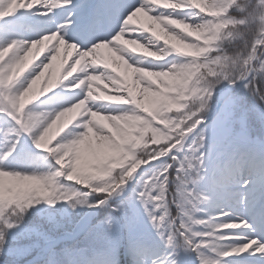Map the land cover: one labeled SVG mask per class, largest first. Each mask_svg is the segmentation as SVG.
Returning <instances> with one entry per match:
<instances>
[{
	"label": "clouds",
	"instance_id": "clouds-1",
	"mask_svg": "<svg viewBox=\"0 0 264 264\" xmlns=\"http://www.w3.org/2000/svg\"><path fill=\"white\" fill-rule=\"evenodd\" d=\"M39 2L35 0L36 4ZM184 2L161 0V7L153 8L151 0H131L134 6L124 16L119 30L107 39H98L91 47L70 42L71 26L35 39L13 36L0 45V63L10 66L17 76L13 88L16 101L21 102V106L27 102V113L40 116L31 134L23 133L31 140L35 155L15 171H7L18 181L28 182L31 186L18 194L14 202H10L8 210L0 216V264H107L110 258L115 260V264H137V245H148L158 238L168 246L174 239L179 241L185 236L177 227L165 239L168 229L162 227L158 217L162 219L164 214L175 209V214H169L166 223L175 225L179 221V226L188 223L185 217L182 218L181 209L169 203L164 188L150 185L155 187L156 195L151 200H145L141 188L156 170L171 172L173 168L178 171L183 169L176 177L177 188L183 192L190 184L197 193L196 208L207 210L212 207L215 198L209 190L210 181L220 170L245 158L264 161V115L260 114L264 111V46H257L258 42L264 45V0H244L243 4L240 0H233L220 19L230 25L229 33L238 32L242 39L228 46L218 45L219 50L207 57L208 61H220L226 57L231 60L233 70L222 74L210 69L196 78L195 86L202 89L203 95L188 103L187 112L181 113L186 116L184 128L190 135L183 138L180 149L171 150L176 143H180L176 141L171 146H163L169 152L167 160L156 155L141 157L144 167L126 178L135 166L136 162L133 161L128 167L114 173L115 184L100 179L98 175L110 169L111 161H100L90 168L79 170L72 163L74 154L69 155V151L88 134L89 126L94 127L101 137L109 135L92 122L93 116L99 114L115 123L134 109L112 103H95L101 97L93 93L90 87H81L84 83L81 76L57 83L50 90L49 80L44 79L43 85L38 88L56 52L54 46L35 67L29 68L38 56V50L34 54L33 49L49 36L60 32L63 33L61 39L77 49L70 69L80 59L81 53L107 45L117 49L127 67L138 74L137 79H141L140 74L183 78L190 65L178 58L181 54L174 53L167 41L156 51H151L149 45L153 39H158L151 30L150 34L143 36V40L125 38L127 48L121 47L119 41L124 25L141 11L148 12L152 19L164 25L168 33L177 36L181 33L165 23L173 15L176 23L194 31L206 27L213 19L198 7L175 14L163 10L180 8ZM66 3L67 7L64 8L70 12L74 7L73 0H66ZM39 9L33 7L31 11L36 14ZM236 9L242 11L237 13ZM39 15L47 16L46 13ZM184 39L188 37L184 36ZM141 49L161 63L149 60L138 64L137 55ZM118 81L119 77H111L113 87ZM69 93L76 95L70 96ZM60 96L64 97V102L53 104V100ZM116 96V93H112L107 99ZM245 98H250L251 103L242 104ZM230 101L234 105L233 117L223 120L226 104ZM78 109H84L83 117L75 125L64 128L50 147L44 148L43 140L54 129L63 128L69 115ZM237 112H242L246 117L243 126H237ZM5 113L8 114L7 111ZM250 114L255 117V126L249 124ZM241 139L243 143H240ZM4 163L7 165L11 162L5 158ZM172 182L170 176H164L158 183L166 185ZM134 184L135 189L132 188ZM130 189L137 193L135 198L130 194ZM2 199L0 196V201ZM145 207L155 214L149 217L144 212ZM232 224L242 225V229L250 227L245 219L228 225ZM23 241L29 243L22 244ZM20 247L28 249L26 255H16ZM224 251L226 258L221 264H228V258L233 257L231 249ZM33 252L35 255H32ZM29 256L31 259H28Z\"/></svg>",
	"mask_w": 264,
	"mask_h": 264
},
{
	"label": "rangeland",
	"instance_id": "rangeland-1",
	"mask_svg": "<svg viewBox=\"0 0 264 264\" xmlns=\"http://www.w3.org/2000/svg\"><path fill=\"white\" fill-rule=\"evenodd\" d=\"M4 0H0V6ZM90 1V0H89ZM233 0H185L180 8H164L165 12H172L173 14L180 11H187L191 7H198L206 15H210L213 19L208 23L206 27H202L199 31H194L192 29H186L179 23L175 22L174 15L170 17L165 23L169 27L175 28L178 30L181 35L177 36L171 33H168L167 29L164 28V25L159 21L152 19L148 12L141 11L136 14L124 25V28L128 31H131L125 37H122L119 41V44L123 48L129 47L125 44V38H140L143 40L144 35L150 34L151 32L155 33V36L158 39H153V43L149 45L151 51H156L157 48L163 44L164 41H167V45L172 48L175 52H179L181 55L179 59L186 61L190 67L187 74L183 78H179L175 75L168 76H155L150 75V79L146 80L142 74L141 79H137V73L132 69L128 68L127 65L120 58V53L117 49L106 46V49L101 50V56L104 57V64L108 65L111 68L112 77H119V81L116 86L112 88L109 85L105 84L102 86L99 91L93 93L101 97L100 100H97L98 104L112 103L120 105L123 103V99L128 105H124L134 110L123 119H118L113 123L106 117L102 115H96L92 117V122L99 127H102L109 135L101 137L97 133L94 127L89 126L88 134L73 148L69 151V155L74 154V159L72 163L77 168H90L92 165L99 163L100 161L108 162L111 161L110 169L107 172L99 173V178L103 180H111L110 173L112 170L119 168L120 170L128 167L132 164L133 161L136 162L138 159V148L142 143L150 136V154L158 156L160 159L165 158L167 160L168 156L165 157V154L169 152L164 150L163 146L172 145V134L171 131L166 129L165 125L159 122L158 116L166 115L169 113L170 109H174L178 112H187L186 105L191 101L197 100L203 95L202 89L195 86L196 82L194 81L195 72L197 67L193 61V58L196 56H203L206 54L209 44L217 41V36L219 34V28L225 23L220 19L225 11L227 4ZM78 5H75L74 12L76 13L75 22L79 23L81 21V13L83 9L84 0L77 1ZM131 3V0H91L85 7V12L95 9V7L100 4L105 6L106 10H109L112 5L120 3ZM147 2V0H146ZM171 2V0H169ZM179 2V0H177ZM153 8L161 7V0H151ZM152 9L150 8L149 11ZM110 12L106 15H109ZM80 15V17H79ZM11 25L15 23H10L9 21H4L0 23V45L5 43L10 37L20 35V30L12 29ZM123 28V29H124ZM163 29V30H162ZM118 30V29H117ZM27 33H32L26 30ZM184 36H187L188 39L185 40ZM48 37L47 43L52 42ZM55 41L62 42L61 35H57L53 38ZM70 42H75L74 40ZM194 42V43H193ZM46 43V44H47ZM48 44L47 46H49ZM64 44V43H63ZM62 43L55 45V50L57 51L60 48L66 46ZM46 46V45H45ZM257 46L260 45L259 42ZM54 47V46H53ZM52 47V48H53ZM50 48V49H52ZM71 58V52H68L66 59ZM149 60H153L154 63H160L158 60H154L150 55L144 54L141 49L140 54L137 55V62L143 63ZM63 63V61L61 60ZM56 68L60 69V63H56ZM51 69H48L49 72ZM233 70V65L227 69L223 70L222 74L227 73ZM70 74L73 71H69ZM49 90L52 87H55L57 78L56 71L49 73ZM17 76L12 71L11 67L5 64L0 63V112L7 111L8 114L16 121L20 126V131L22 133L31 134L34 130V127L40 119L39 114H28L27 113V102L16 101L15 95L13 93L14 84L16 83ZM46 77H43L38 88L43 85V80ZM106 79L101 78V82L105 83ZM155 82L157 85L152 87L151 82ZM139 82L145 83V88H139L137 84ZM116 93L117 98L109 100L107 97ZM123 93V95H119ZM64 97L60 96L57 99L53 100V104L63 103ZM250 98H245V101H242V104H250ZM83 109H78L75 112L71 113L68 119L65 121L63 128L54 129L53 132L43 140L42 146L44 148H49L53 141L56 139L57 135L61 134L64 128L71 125H75V122L81 119L83 116L81 111ZM240 112H237V117H239ZM249 124L255 126V117L254 115H249ZM12 122L6 117L0 115V129H8L11 127ZM184 127V123H182ZM238 127L240 122H238ZM26 145L24 150L19 154L17 162L11 164V168H16L23 164L24 162L30 160L35 155V149L31 140L26 136ZM240 143H243L241 139ZM3 143L0 142V150H3ZM124 162L122 164L121 161ZM251 159L245 158L243 161L248 162ZM171 162V161H169ZM144 167V164L136 166V168L130 173V175L137 169ZM11 168L9 170H11ZM151 168V166H149ZM119 170V171H120ZM246 171V169H245ZM143 173L144 170L142 169ZM183 172V169L177 170L173 168L171 172H167L163 169H158L155 173L147 178L148 183L145 184L141 190L144 192L145 200H151V197L156 195L155 187H150V185H155L156 187H162L165 189L167 194V199L170 204L174 205L175 208L181 209V214L188 221L187 224H184V233L186 234L183 239L179 241L173 240L167 247H171L180 251H191V259L194 261V264H199L196 259V255L191 249V242L198 245L201 249L202 259L204 264H221V262L226 258L225 249H229V244L238 239L234 236H224L221 233L228 231L229 229H242V225H220L216 221L220 219L219 217H209L204 220H198L197 216L200 213V209L196 208V194L192 190L191 185L189 184L183 192L176 186V177ZM179 173V174H178ZM128 176V178L130 177ZM164 176H170L172 178V183L161 185L158 182L162 181ZM34 183V182H31ZM135 185V184H134ZM31 186L28 182L18 181L14 175L10 172L0 170V196L15 197L23 191L27 190ZM136 188V185L132 187ZM130 194L134 196V192L130 189ZM170 197V198H169ZM154 203H160L159 201H154ZM175 209L173 212L166 213L161 219L158 217V220L162 227L168 229V233H165V239L167 235L177 229L178 224H168L169 214H175ZM178 223V221H177ZM191 225V227H189ZM197 229H205L200 231ZM179 231L182 232L179 228ZM191 234L190 241L187 237V234ZM203 237V239H200ZM155 244L158 245L159 252L163 254L165 245L159 241V239H154ZM29 241H23L22 244H28ZM253 244L247 245L244 248H233L231 249V255L234 257L228 258V264H264V261H261L259 256L249 257L248 254H243L242 256H236L243 252H246L248 248H251ZM183 244V245H182ZM32 255H35L33 252ZM187 254H182V259H187ZM31 259V256L28 257ZM163 264V261H162Z\"/></svg>",
	"mask_w": 264,
	"mask_h": 264
},
{
	"label": "snow or ice",
	"instance_id": "snow-or-ice-1",
	"mask_svg": "<svg viewBox=\"0 0 264 264\" xmlns=\"http://www.w3.org/2000/svg\"><path fill=\"white\" fill-rule=\"evenodd\" d=\"M133 6L132 3L128 2L112 5L109 10H106L103 5L97 6L95 12L88 18V23L80 27L79 36H74L71 31L69 38L77 40L85 47L94 44L98 39H107L108 36L101 35L97 31L98 25L105 19L106 14L110 12L115 22L120 25L124 16L131 11ZM45 11L47 10H36V15ZM75 15L74 11L71 12L64 23L50 29L51 33L60 30L61 25L65 23H70L72 29L75 26ZM61 34L63 35V33ZM233 108L234 105L231 101L226 104L223 120L232 119ZM260 114L264 115V111H261ZM0 115L12 122L11 127L8 129H0V142L4 145L3 150H0V168H3L4 171H15L16 168H11V164L17 162L19 154L24 150L26 136L20 131V126L9 114L0 112ZM238 118L240 125L243 126L246 119L245 115L241 112ZM5 158L11 163L6 165L4 163ZM10 168L11 170H9ZM241 169L244 171H241ZM209 190L215 197L212 207L207 210L201 209L197 219L204 220L209 217H219L220 219L216 222L220 225H228L239 219L247 220L250 224L249 228L229 229L224 232L226 236L238 237L229 244V249L244 248L256 242L248 251L236 256L248 254L249 257L259 256L260 260L264 261V161L250 160L244 162L242 160L226 166L212 178ZM195 194L197 195L196 192ZM136 195L137 193L134 191L133 198ZM144 212L149 217L155 214L147 207H145ZM197 230L204 231L205 229ZM187 235L191 238L190 233ZM200 239H203V237ZM27 252V248L20 247L16 250V255L24 256ZM135 254L137 264H162V261L163 264H194L190 250L185 252L165 246L164 252L161 254L155 240H152L148 245H137ZM182 254H187L188 258L182 259ZM195 255L199 264H204L201 253H195ZM107 264H115V260L110 258ZM232 264H235V262H232Z\"/></svg>",
	"mask_w": 264,
	"mask_h": 264
},
{
	"label": "bare ground",
	"instance_id": "bare-ground-1",
	"mask_svg": "<svg viewBox=\"0 0 264 264\" xmlns=\"http://www.w3.org/2000/svg\"><path fill=\"white\" fill-rule=\"evenodd\" d=\"M77 1L79 0H73L74 7L69 12L68 9L64 8L67 7L66 0H40L38 4L35 3V0H4L2 5L0 6V23L4 21L15 23L16 28L14 25H11V27L12 29L20 30L19 36L28 39H35L38 36L51 34L50 31L51 28L56 27L61 23H64L66 21L67 16L74 11L75 5H78ZM90 1L84 0L83 2L81 17L79 15L81 21L79 23L75 22V26L72 28V33L74 36H79L80 27L88 23V18L95 12L97 8L95 7V9L89 10V12H85V7ZM99 6H101V4ZM33 7H39L40 9L47 10L45 12H42V13H46L47 16L36 15L34 12L31 11ZM75 18L76 15L74 17V20ZM70 26H71L70 23H65L61 25V29ZM119 27L120 25L117 24L115 22V19L111 16V14H109L106 15L105 19L98 25L97 31L101 35L111 37L112 35L115 34L116 31H118L117 29H119ZM26 30L32 33H27ZM130 32L131 31H128L127 29L124 28L123 32L121 33V38L125 37ZM57 35H61V33L58 32L56 35L49 36V38L52 40L51 44L47 43L48 42L46 41L48 39L47 38L41 44L37 45L36 48L33 49L34 54L38 50V56L36 60L29 65V68L35 67L36 64H38L39 61L49 53L50 48H52L55 45H58L57 41L53 39ZM73 40L76 43H78L81 47H85L84 44L77 42V40L75 39ZM59 42L62 44L64 43L66 46H64V48L58 49L57 51L55 50L56 56L52 60L51 67L49 68L51 70L49 72L46 71L44 75L46 79L49 77V73L51 72L53 73V71H56V78H57L56 84L64 83L69 79H73L77 76H81L84 81L81 87L88 86L94 92L96 91L98 92L102 86H105V84L112 83L111 77L113 75H111L112 74L111 68L108 65L104 64L105 59L100 54L101 50L103 48L106 49L107 45H100L97 48L93 49L91 52L81 53L80 59L75 64H73L70 69L69 65L72 61L73 56L76 55L77 49L74 46L66 44L63 40L61 42V40L59 39ZM48 44L50 45L47 46ZM92 45L93 44H89L87 47H91ZM68 52H71V58L67 60L66 55ZM61 60L63 61V63L61 62ZM158 62L161 63V61ZM56 63H60V67L64 66V69L63 68L57 69ZM71 70L73 71L72 74L69 73V71ZM142 76L146 80L150 79L149 74H142ZM102 77L106 79L105 83L101 82ZM151 84L152 87H155L157 85L154 81L151 82ZM109 86L112 88V85ZM137 86L139 88L144 89L145 83L139 82ZM78 91L79 90H77V92ZM68 95L75 96L76 94L69 93ZM95 103H97V101H95ZM121 105L122 107H126L124 105H128L125 98L123 99V103ZM81 114L82 116L84 115V109L81 111ZM72 124L73 122H71V125ZM182 143L183 141L180 140V143H176L175 147L172 148L171 150L178 151ZM133 175H135V173Z\"/></svg>",
	"mask_w": 264,
	"mask_h": 264
},
{
	"label": "trees",
	"instance_id": "trees-1",
	"mask_svg": "<svg viewBox=\"0 0 264 264\" xmlns=\"http://www.w3.org/2000/svg\"><path fill=\"white\" fill-rule=\"evenodd\" d=\"M240 2H241V4H243L244 0H240ZM232 3H233V1L229 2L227 4V7L231 6ZM236 11H237V13H239L240 11H242V9H236ZM229 26H230L229 24L224 23L219 28V34L217 36V41L209 44L208 50H207L205 55L196 56L193 58V61L197 67V70H196L195 76H194L195 82H196V78L198 76H201L203 73L209 71L210 69H212L216 72L222 73L223 70H227L233 65L231 60H229L226 57H222L220 59V61H208L207 60V57L210 55V53L219 50V48L217 47L218 45L228 46V45L234 44L236 41L242 39L241 35L238 32L234 31L232 33H229L228 32ZM181 113H183V112H178V111L171 108L169 113H167L166 115L158 116L159 122L162 123V125H165L166 129L171 131L172 137H170V138H172V144L175 143L176 141H179L187 132L186 129L182 126V123L185 122L186 116H182ZM151 145H152V142H150V136H149L145 140V142L142 143L141 146L138 148V159L136 160L135 166L130 169L126 178H128V176L136 168V166H139L140 164L143 163L141 160V157L153 155V154L148 153ZM123 162H124V160L121 161L120 164H122ZM119 170H120L119 168H116V170H112L110 173V178H111L110 181H112L113 184L116 183V181L114 179V173L119 171ZM15 197L3 196L2 201H0V216H3V214L8 210V208L10 206V202H14ZM179 223L180 222L178 221V226H179ZM179 227L183 232L185 231L184 226H179ZM187 238H189V237H187ZM189 240H190V238H189ZM191 244H192V248H193L195 253H201V249L199 248L198 245H196L192 242H191Z\"/></svg>",
	"mask_w": 264,
	"mask_h": 264
},
{
	"label": "water",
	"instance_id": "water-1",
	"mask_svg": "<svg viewBox=\"0 0 264 264\" xmlns=\"http://www.w3.org/2000/svg\"><path fill=\"white\" fill-rule=\"evenodd\" d=\"M189 135H190V133H189Z\"/></svg>",
	"mask_w": 264,
	"mask_h": 264
}]
</instances>
